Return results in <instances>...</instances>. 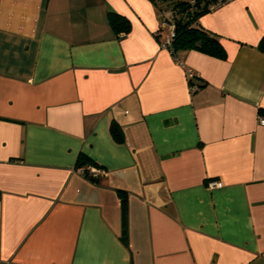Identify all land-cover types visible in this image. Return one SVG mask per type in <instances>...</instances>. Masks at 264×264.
<instances>
[{"label": "crops", "instance_id": "crops-1", "mask_svg": "<svg viewBox=\"0 0 264 264\" xmlns=\"http://www.w3.org/2000/svg\"><path fill=\"white\" fill-rule=\"evenodd\" d=\"M162 4L0 0V264H264V0L197 19L224 58Z\"/></svg>", "mask_w": 264, "mask_h": 264}, {"label": "trees", "instance_id": "trees-1", "mask_svg": "<svg viewBox=\"0 0 264 264\" xmlns=\"http://www.w3.org/2000/svg\"><path fill=\"white\" fill-rule=\"evenodd\" d=\"M216 0H162L160 6L159 18L163 19L166 12H171L174 22V34L171 36L170 50L174 53L179 50L195 49L204 52L208 55L218 58L225 57V49L221 44L220 38L197 25V19L204 13L208 12L210 6ZM110 21L115 29L129 30L128 21L118 14L111 13ZM258 48L264 52V34L258 42ZM264 113V109H261ZM117 125L112 122L110 130L116 140H120V135L117 131ZM84 161L78 162L82 165ZM85 170V169H83ZM85 177L95 181V177L88 175L82 171ZM121 200V235L122 243L128 247V231H127V197L126 192L117 190Z\"/></svg>", "mask_w": 264, "mask_h": 264}, {"label": "built area", "instance_id": "built-area-1", "mask_svg": "<svg viewBox=\"0 0 264 264\" xmlns=\"http://www.w3.org/2000/svg\"><path fill=\"white\" fill-rule=\"evenodd\" d=\"M166 29L169 32V36L165 40V45L169 47L171 44V36L174 34V22L172 20V14L171 12H166L165 17L163 19H160L159 22V30ZM191 74V73H190ZM261 124L264 125V119H261ZM88 175L93 176V177H98L100 175L105 174V171L99 167L95 166H86L83 168ZM210 187H220L221 182L220 181H212L209 183Z\"/></svg>", "mask_w": 264, "mask_h": 264}]
</instances>
